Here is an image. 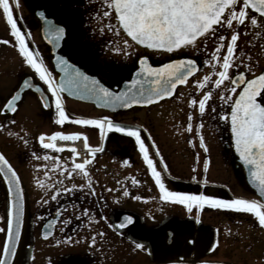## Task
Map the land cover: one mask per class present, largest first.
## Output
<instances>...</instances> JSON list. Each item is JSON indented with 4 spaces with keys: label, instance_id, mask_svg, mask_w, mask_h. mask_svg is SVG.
Segmentation results:
<instances>
[{
    "label": "rangeland",
    "instance_id": "374dc122",
    "mask_svg": "<svg viewBox=\"0 0 264 264\" xmlns=\"http://www.w3.org/2000/svg\"><path fill=\"white\" fill-rule=\"evenodd\" d=\"M12 3L15 5L16 0H12ZM18 3L19 7L14 8L18 24L25 32L29 46L43 59L56 80L57 73L51 61L50 47L42 38L40 22L34 13L37 7L46 8L50 15L67 26L68 36L64 41L62 51L72 60L82 63L89 72L98 75L110 86L119 85L128 78L137 67V60L143 55H147L153 64L184 56L196 59L199 72L189 80L187 85L179 86L173 97L165 98L158 103L110 113L61 95L65 110L72 119L107 116L116 123L142 126L146 129L142 131V138L145 139L149 156L154 160L157 170L161 171L169 190L204 192L207 195L218 197L222 191L221 188L211 184L222 182L231 192H235L234 194H242L235 188L239 180L235 178L232 167L233 152L228 121H226L227 125L203 124L202 129L198 128V115L221 117L224 113H228L229 109V105L219 99L220 93L224 90L223 86L220 89H212L211 85H208L197 91L194 83V80L202 79L206 74L215 79V72L219 71V68L213 69L212 67L214 60L211 63L206 62L210 60L211 53L214 51L215 38L198 39L197 45L200 51L192 47L182 49L179 54L148 50L131 41L123 31L117 33L115 30H109L108 25L111 24L115 28L117 22L114 16H103V12L107 10L103 0H18ZM253 14L250 12V15ZM257 18L261 20L258 25L246 22L244 27L235 24L233 27L241 33L237 55L243 54L246 63L253 64L258 73L264 69V20L258 16ZM219 34L230 39L231 29L220 31ZM5 39L9 41V44L2 42ZM125 39H129L130 48H125L123 44ZM15 43L10 33V26L6 23V17L0 10V99L2 102L12 93L13 87L22 75H33L34 71L23 62ZM115 49H121V51ZM224 51H221V55ZM247 57L251 58L250 61ZM241 69L245 70L243 65L238 70ZM33 76L39 80L38 76ZM39 81L47 88L43 81ZM210 89L213 91V96L208 102L206 112L201 115L198 109L190 104V101L193 98H201L204 92ZM235 95L237 94H233L234 97ZM213 108L215 111H212ZM190 113L192 114V132L186 130ZM72 119L63 125L58 124L57 116L50 118L48 113L44 112L29 96L12 119L4 121L0 117V125H2L0 143L3 145L6 140L9 141L6 150L14 159L23 149L27 148L21 139L28 132L35 133V141L42 133L49 135L56 131L82 132L91 139L89 145L102 148V151L97 152L94 163L88 166L92 181L102 180L106 187L103 189V197L98 202L99 208H95L94 204L85 200L83 195L85 189L68 194H57L55 191L56 188H71L73 184L81 185L83 181L88 182V177L78 173H73L71 177L66 175L64 182L60 181L59 184L56 182L60 177L52 170L54 162L52 158L60 157V155L67 156L57 163L70 164L72 158L70 149L58 152L54 149H44L41 145L36 147L41 152L49 154L51 159L43 163L46 167L42 169L32 170L33 165L25 168L32 178L29 184L32 193L29 197V216H35V221L34 219L31 221V227L26 235V241L30 243L31 248L26 251L28 257L26 256L23 260H26L28 264H150L165 258L183 257L182 253L171 251L172 247L164 243L156 245L154 238L135 241L132 234L142 235L150 231L160 232L161 230L164 232L165 222H175L185 217L189 219L192 216H200L205 221L219 226L218 239L219 241L222 239L218 249L210 248L211 245L202 247L201 257L229 259L223 217L227 216V210L205 206L202 210L194 209L189 213L185 206L163 201L160 198L159 187L155 184L151 170L133 137L115 130L101 137L99 131L98 133L94 131V126L77 125L72 122ZM42 120L43 122L39 123ZM226 128L227 151L223 137ZM201 134L208 145L207 153L199 144ZM190 140L193 141L195 147L193 143H189ZM157 148L159 153L156 151ZM197 154L199 159H197ZM205 160H208L211 166L207 175L202 173ZM125 161L127 163H124ZM16 162L15 160L14 163L17 166ZM164 164H167V169H164ZM213 167H215L214 172H212ZM46 170L52 178L42 185L37 184V180L41 179ZM133 177L139 183H133ZM205 179L208 181L207 184L204 183ZM125 190L129 195H124ZM224 192L227 193L226 190ZM53 196L56 198L53 199ZM137 197L140 198L137 199ZM45 200L48 202L43 203ZM58 202L66 203L64 216L57 225L55 234L45 240L40 235L42 223H38L42 217L37 216H47L52 206ZM124 211L136 215L137 222L131 230L118 232L112 224L113 215ZM91 212H99L102 216H82ZM100 232L104 235L102 237L98 235L96 245H92L90 243L92 235ZM216 233L217 231L207 241L214 240L213 238L217 237ZM66 237H71L74 242H67ZM57 240L61 243L57 244ZM136 243L144 244L147 251L137 249ZM186 257L189 256L186 255ZM22 262L18 264H24Z\"/></svg>",
    "mask_w": 264,
    "mask_h": 264
},
{
    "label": "snow or ice",
    "instance_id": "6c2138e0",
    "mask_svg": "<svg viewBox=\"0 0 264 264\" xmlns=\"http://www.w3.org/2000/svg\"><path fill=\"white\" fill-rule=\"evenodd\" d=\"M103 3L107 9L103 12V16H114L117 22L115 28L109 24V30H115L117 33L123 31L131 41L149 49L177 54L182 49L189 47L200 51V47L197 45L198 39L215 38L214 51L211 53L210 60L206 62L211 63L214 60L215 63L212 67L213 69L219 68V71L215 72V79L206 74L202 79L194 80L196 90L204 89L208 85H211L212 89H220L223 86L224 90L220 93L219 99L229 105L231 110L224 113L221 119L230 121L231 132L235 140V150L239 153L243 163L248 166L252 181L259 188L261 196L264 197V103H261L264 100V70L257 73L253 64L246 63L243 54L237 55L238 40L241 33L236 27H233L234 24L244 27L246 22H250L251 25L260 24L261 20H258L254 14L250 15V12L254 10L255 13L260 14L261 18H264V0H103ZM15 7H19L18 0H16L15 5L12 0H0V10L6 17L7 25L10 26V33L15 39V46L18 47L23 62L34 70L33 75L38 76L39 80L47 85V90L50 91L51 95L55 97L57 123L60 125L72 119L65 110L61 93L71 92L76 95L82 91L86 93L85 98L94 97L98 102L102 101L106 107L129 108L132 105H148L164 97H172L178 85L187 84L189 78L194 77L198 72L195 59L184 57L170 60L159 67H153L148 62V57L145 56L139 60L141 67L138 70V78L129 82L132 87L123 91H113L111 88L105 87L95 77L87 75L69 63L66 58L57 56V67L63 73L57 82L43 59L29 46L25 32L22 31L14 13ZM40 15L43 17L45 14L42 12ZM229 29H231L230 39L219 34L220 31ZM46 31L50 42L56 44H59V41L65 36V28L58 25L49 24ZM2 42L9 44L6 39ZM123 44L125 48L131 47L129 39H125ZM115 50L121 51V49ZM222 50L225 51L221 55ZM250 59L247 57V60L250 61ZM241 65L244 66V71L238 70ZM246 73L250 74L251 78ZM226 81L227 84H225ZM145 84L148 87H145ZM136 85L139 87L136 88ZM24 88H36L37 91H44L38 84L32 83L30 79L24 81ZM22 91L23 89L13 94L4 105H0V109L17 111V102L21 99ZM233 94L237 95L234 97ZM212 96L213 91L210 89L205 91L201 98H193L190 104L203 115ZM41 99L44 101L43 106L45 108L50 107L46 96L42 95ZM212 111L215 109L213 108ZM72 122L77 125L95 126L101 137L113 130L133 137L139 145L140 152L143 153L148 168L151 170L155 184L159 187L160 198L163 201L185 206L189 213L194 209L202 210L205 206H210L214 209L251 214L258 221L259 226L264 227V202L259 200L225 199L207 195L204 192L191 193L169 190L161 171L157 170L154 160L149 156L145 139L142 138V131H146V129H143L142 126L119 124L107 116L102 118H75L72 119ZM198 128L202 129L203 124H199ZM186 130L188 132L193 131L191 113L188 115ZM38 139L44 149L63 152L69 148L73 154L71 163H57L60 157H53L52 170L57 173H64L68 177H71L73 173L88 177L89 192L91 195H96L88 166L94 163L97 152L102 151L101 147L89 145L88 136L82 132L56 131L50 136L42 133ZM58 139L65 142L82 139L87 155L82 157L81 152L74 145L66 143L57 145ZM24 143L27 144L28 141L25 140ZM189 143H193V141L190 140ZM199 144L205 153L209 151L202 134L199 135ZM193 147H195L194 143ZM156 151L159 153L158 148ZM33 155L35 154L33 153ZM48 158L47 155L44 157V159ZM197 159H199L198 154ZM208 166L209 161L205 160V172ZM163 167L167 169L168 166L164 164ZM0 174H3L4 179L8 181V192L12 197L7 214V227L0 229V231L6 232V243L3 246V258H0V264H9L8 257L16 254V244L21 234L24 191L21 187V178L3 153H0ZM48 175L49 172L45 171L44 176L48 177ZM132 181L139 183L134 177ZM204 183H208L207 179L204 180ZM37 184L42 185V182L37 180ZM84 187V184H73L71 188H56L55 191L57 194H68L76 190L82 191ZM124 195L127 196L129 193L125 190ZM52 198L55 199L56 196ZM139 198L137 197V199ZM47 202L46 200L43 201V203ZM0 219H4V217H0ZM132 219L131 216H125L119 224V228H125L126 224L132 222ZM49 235L51 233L45 231L44 236ZM98 235L102 237L104 233H94L90 240L92 245H96ZM66 241L74 242L71 237H66ZM56 243L59 244L61 241L57 240ZM218 243L217 241V245ZM135 247L147 251L142 243H136ZM201 264H216V262L201 261Z\"/></svg>",
    "mask_w": 264,
    "mask_h": 264
},
{
    "label": "flooded vegetation",
    "instance_id": "af4514ba",
    "mask_svg": "<svg viewBox=\"0 0 264 264\" xmlns=\"http://www.w3.org/2000/svg\"><path fill=\"white\" fill-rule=\"evenodd\" d=\"M258 17H260V16H258ZM261 19L264 20V18H261ZM239 71H244V70L241 69ZM248 77L251 78V76H248ZM36 80H37V78H36ZM37 82L41 83L39 80H37ZM45 89L47 90L46 87H45ZM47 92L50 94V92L48 90H47ZM9 96L6 99H4L3 102L0 99L1 104H4L5 101L9 98ZM27 96L32 97L36 101V104L39 105V107L42 110H44V112L48 113L50 118H53L54 116H56L55 99L51 94L49 95L51 98L50 110L43 109L41 102L37 98H35L31 95H27ZM27 96H26V98H27ZM26 98H25V101H26ZM25 101H24V103H25ZM261 102L264 103V100H262ZM229 110H230V106H229L228 112H229ZM197 120H198V124L202 123V124H213V125H227L226 120L221 119V117H214V116H212V117H208V116L201 117L198 115ZM42 122H43V120L40 121L39 123H42ZM36 124H38V123H36ZM39 126H40V124H39ZM94 131L98 133L99 130L94 126ZM50 135L51 134H49V136ZM34 136H35L34 132H28L25 134V136H23V139H21V141L23 143L25 140L28 141L27 144L24 143V146H27V148L23 149L22 152H20L19 155L16 156V159H14V157L11 156L10 153L6 150V146L9 144V141L6 140L3 143V145L0 143V149L7 156V158L14 165H15V163H14L15 160L17 161L16 162L17 166L15 165V167H16L17 171L19 172L21 179H22V181L26 187V190L28 192V199H29L30 195H32L31 188L29 185L32 178H31V176H29L30 174H29L28 170H25V168L33 165L32 170H37L39 168L42 169L45 166V165H43V163H47L48 160L51 159L49 154L41 152V150H38L36 148L37 146H40L41 144L39 143V139L36 141L34 140ZM223 137L225 139V144H224L225 146L224 147L227 151V128L224 130ZM90 140L91 139L88 138L89 144H90ZM66 149H68V148H66ZM33 153L35 155H33ZM46 155L49 157L48 159H44V157ZM85 155H86V153L83 156H85ZM65 158H67V156L60 155L59 160L63 161ZM96 158H97V155H96L95 159ZM208 158H210V157L208 156ZM231 161H232L233 171L235 174L234 176L237 179V181L239 180V183H236V185H235L236 190L239 193H242L244 196L249 195L254 199H260L253 192V190L250 188V186L247 184L244 171L241 168V166H238L235 157H233V159H231ZM214 169H215V167L212 168V172H214ZM210 170H211V166L209 164L206 172L204 169L202 170L203 175H207ZM46 171H48V170H46ZM97 172H99V171L97 170ZM57 175H59L60 178L58 180H56V182L58 184L60 183V181L64 182L63 180L66 177V174L58 173ZM51 178H52V176H50V174L48 175V177H45L43 175L40 180L42 183H44V182H49V180ZM83 184L85 185L84 189L86 190L83 193L85 200L88 203L94 204L95 208L96 207L99 208L98 202L103 197V189L106 188L104 186L103 181L101 180V181H94L93 182L92 186L96 190V195L90 194L89 188L87 187V181H83ZM217 184L225 185L222 182L217 183ZM234 193L231 192V195H228L226 192H224L222 190V191H220L218 197L219 198H225V199H232V198H237V197L243 196L242 194L236 195ZM65 205H66L65 202L56 203L54 206H52V208H51L50 212L47 214V216H37V217H42L41 221H39L38 223H42V225H43V223L48 218L55 217L52 215L55 214L56 212L60 211L61 216L56 223V226H55V231H56L57 225L59 224V222L62 220V218L64 216ZM116 214H114L113 216H115ZM82 216H102V214H100L99 212H96V213L91 212L89 214H83ZM0 217H4V219H0V229H6V227H7V197H6V192L3 188L1 181H0ZM223 217H224V222H225L224 227L226 229L225 234L227 235V255L229 258L228 260H224V261L232 262L235 264H264V227L259 226L258 221L251 214H247V213H243V212H236V211H232V210H227V216H223ZM34 218H35V216H28L27 217L25 233H24L22 245H21L18 257H17L16 264H18V262L21 263L22 261H23L22 263L28 264V262L26 260H23L26 256L28 257V253H26V251H29V249H27L25 247V245L27 244L26 235H27L28 230L31 227V221ZM34 221H35V219H34ZM112 224H113V222H112ZM42 225H41V227H42ZM170 226L176 227V229L182 235V237H180L179 239H176V242L173 245H170V247H172L171 251H177V252L182 253L184 258L187 255L189 257L191 256L190 258L197 259V260H220V259H217L214 257L202 258L200 255L201 254L200 252H203L202 247H206V246L211 245L210 248H212L214 250L216 248L218 249V247L221 245L220 242L222 240V239H220V241H219V239H218L219 235H220L219 229H218L219 226H217L216 224H214L212 222L205 221L200 216H192L189 219H187L185 217V218H182V220H177L175 222L167 221V222H165V225L163 226L164 232L161 230L160 232L150 231L149 233H145L142 235L141 234H132V238L135 241H142V240H145L147 238H154V243H156V244L166 243V241L164 239H161L160 236H162L165 233V231L167 230V228ZM40 230H41V228H40ZM127 230L129 231L131 229H127ZM127 230H125V231H127ZM117 231L119 232L118 229H117ZM215 231H217V233H216L217 237L216 238L214 237L213 238L214 240H210L208 242L207 239H209V237H213L214 236L213 234L215 233ZM54 234H55V232H54ZM5 235H6L5 231H0V256H1V252H2L1 247H3V243L5 240ZM222 238H223V236H222ZM217 241L220 244L218 243V245H217Z\"/></svg>",
    "mask_w": 264,
    "mask_h": 264
},
{
    "label": "water",
    "instance_id": "95a60500",
    "mask_svg": "<svg viewBox=\"0 0 264 264\" xmlns=\"http://www.w3.org/2000/svg\"><path fill=\"white\" fill-rule=\"evenodd\" d=\"M42 12L45 14L43 17L40 15V13H42ZM252 12L255 13L254 10H252ZM34 13H35V16L37 17V19L40 22V32H41L42 38H43V40L50 47V52L52 54V60L51 61H52L53 66H54V70L58 73L57 82H59V79L63 75V73L60 71V68L57 67V59L56 58H57V56H62L64 58H66L69 61V63L75 65V67L79 68L81 71L85 72L87 75L95 77L105 87L111 88L113 91H123L126 88L132 87L129 82L132 81L133 79H137L138 78V70L141 67V65L139 63V60L142 57H145V56L148 57L147 55H143V56L139 57V59L137 60V67L132 71L131 75L128 78L124 79L119 85L110 86L107 83H105L98 75L89 72L87 69H85L79 63H77L76 61L72 60L71 58H69L68 55H66L65 53H63L62 48H63V45H64V41H65V39L67 38V35H68V28H67V26L65 24H63L62 22L58 21L54 16L49 15L47 13V11H46V8H44V7H37L35 9ZM255 14H257V15L260 16L259 13H255ZM49 24L58 25L60 27H64L65 28V36H64L63 39H61L59 41V44L50 42V39L48 38V33L46 31V29L49 27ZM140 46H142V45H140ZM142 47H145V46H142ZM184 57H187V56H184ZM184 57H178V58H174V59H180V58H184ZM187 58L194 59L192 57H187ZM174 59H171V60H174ZM169 61L170 60L165 61V62L160 63V64H153L152 61H151V59L148 57V62L153 67H159V66H161V65H163L165 63H168ZM197 65H198V71H199V64H198V62H197ZM27 79H30L31 82L34 83V84H38L40 86V88L43 89L44 91L43 92L37 91L36 88H24V81L27 80ZM179 86L180 85H178L177 88ZM135 87L138 88L139 85H136ZM145 87H148V85L145 84ZM21 89H23V91L21 92V99H20V101L17 102V111L20 108V106L23 104V102L25 101V98H26V96L28 94H30V95L34 96L35 98H37L41 102L42 107L45 110H50V108H51V98H50L48 92L46 91L45 87L42 84L38 83L33 75H31V74H24V75H22L19 78V80L16 83V85L14 86V88L12 90V94L10 95V97L13 94H15L17 91H20ZM63 94L66 97H68V98H70L72 100L80 101V102L88 103V104H93L95 108H97L99 110H106V111H109V112L125 111V110H129L132 107H147V106H150L152 104L158 103V102H160L161 100H163L165 98H170V97H164L161 100L154 101L152 104H148V105H145V104H136V105H132L129 108H124V107L110 108V107L104 106V104H103L102 101L101 102H98L96 100V98H94V97H92V98H85L86 97V93H84L82 91L81 92H78L76 95H73L71 92H64ZM42 95L47 97L48 103H49L50 107L45 108L43 106L44 101L41 99V96ZM5 103H6V101H5ZM4 104H1V100H0V105H4ZM17 111L12 112V111L7 110V109H0V115L2 116L3 119L8 120V119H11L15 115V113ZM229 126H230V136H231V143H232V152H233V155H234V157H235V159L237 161V164H238V166H241V168L243 169L247 184L252 188V190L255 192V194H257L258 196L261 197L262 201L264 202V197L261 196V193H260L259 188L256 186V184L251 179L248 166L243 163V161L239 157V153H237L236 150H235V140H234V135L231 132L230 121H229ZM0 153H3L1 151V149H0ZM5 158L7 159L6 156H5ZM13 168L16 170V168L14 166H13ZM16 172L19 175V173H18L17 170H16ZM19 177H20V175H19ZM0 181H1V183L3 185V188H4L5 192H6V197H7V214H8L9 207H10V201H11L12 197H11V195L8 192V181L4 179L3 174H0ZM21 187L23 188V191H24V214H23L22 223H21V234H20V238H19V240L17 241V244H16V254L14 256L8 257L9 264H15L16 263V260H17V257H18V254H19V251H20V248H21V245H22V241H23V237H24V233H25L26 222H27V216H28V195H27V191H26V188H25V185H24L22 179H21ZM53 216H55V217L48 218L44 222V224H43V226L41 228V236L44 239H48L49 237H51L54 234V232H55V226H56V223H57L58 219L61 216V212H57ZM125 216H131L133 218L132 219V222L129 223V224H126L125 228L120 229L119 228V224L121 223V221L124 220V217ZM136 221H137V217L134 214L129 213V212H120V213H118V214L115 215V217L113 219V224L119 230H126V229H131L136 224ZM49 225H51V226H49ZM45 231H49L51 233V235L45 237L44 236ZM180 237H182V235L179 233V231L174 226L168 227L167 230L165 231V233L162 236H160V238L161 239H164L168 245H173L176 242V239H179ZM5 243H6V235H5L4 244ZM4 244H3V246H4ZM25 247L27 249H30L31 248V245L30 244H26ZM0 258H3V248H2V253H1ZM201 261H211V262H216V264H235V263L228 262V261H223V260H197V259H193V258H190V259H186V258H176V259H169V260L158 261V262H154V263H151V264H201Z\"/></svg>",
    "mask_w": 264,
    "mask_h": 264
},
{
    "label": "bare ground",
    "instance_id": "6f19581e",
    "mask_svg": "<svg viewBox=\"0 0 264 264\" xmlns=\"http://www.w3.org/2000/svg\"><path fill=\"white\" fill-rule=\"evenodd\" d=\"M76 143H77V146H78V151H80L81 152V154H84V148H83V141H82V139L81 140H79V141H76Z\"/></svg>",
    "mask_w": 264,
    "mask_h": 264
},
{
    "label": "trees",
    "instance_id": "16d2710c",
    "mask_svg": "<svg viewBox=\"0 0 264 264\" xmlns=\"http://www.w3.org/2000/svg\"><path fill=\"white\" fill-rule=\"evenodd\" d=\"M82 66H84L82 63H80Z\"/></svg>",
    "mask_w": 264,
    "mask_h": 264
}]
</instances>
